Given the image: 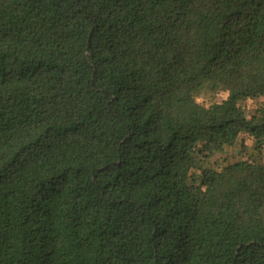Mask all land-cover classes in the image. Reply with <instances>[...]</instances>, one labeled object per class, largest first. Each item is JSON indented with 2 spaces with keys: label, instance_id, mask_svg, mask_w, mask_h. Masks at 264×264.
I'll list each match as a JSON object with an SVG mask.
<instances>
[{
  "label": "trees",
  "instance_id": "1",
  "mask_svg": "<svg viewBox=\"0 0 264 264\" xmlns=\"http://www.w3.org/2000/svg\"><path fill=\"white\" fill-rule=\"evenodd\" d=\"M261 98L264 0H0V264H264Z\"/></svg>",
  "mask_w": 264,
  "mask_h": 264
},
{
  "label": "rangeland",
  "instance_id": "2",
  "mask_svg": "<svg viewBox=\"0 0 264 264\" xmlns=\"http://www.w3.org/2000/svg\"><path fill=\"white\" fill-rule=\"evenodd\" d=\"M263 100H264V98H261L260 100H258V102L263 101ZM248 104H249L248 106H250V107L254 106V102L253 101H249ZM238 150H239L238 146H236V147H230L228 149L227 153H222L221 152L222 157L226 156V158L224 160V163L233 162V161H235V160H237L239 158L247 157L251 153V148L250 147H248L247 151L242 152V153L239 152ZM220 157H221V155L219 157H218V155L217 156L215 155V156L209 158V160H212V161L220 160L221 159Z\"/></svg>",
  "mask_w": 264,
  "mask_h": 264
}]
</instances>
